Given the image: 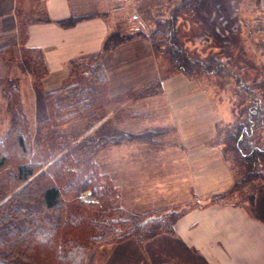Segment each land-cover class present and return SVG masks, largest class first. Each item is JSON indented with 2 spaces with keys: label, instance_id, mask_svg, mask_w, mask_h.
Returning <instances> with one entry per match:
<instances>
[{
  "label": "trees",
  "instance_id": "16d2710c",
  "mask_svg": "<svg viewBox=\"0 0 264 264\" xmlns=\"http://www.w3.org/2000/svg\"><path fill=\"white\" fill-rule=\"evenodd\" d=\"M28 1L24 7L22 0H17L18 50L28 65L32 88L42 90L48 73L46 62L42 52L26 46L25 40L28 24L43 21V5L39 0ZM113 37L114 33L106 38L99 52L72 59L61 83L44 90L47 116L40 122L35 146L18 80L0 77L11 117L9 130L0 139V264H84L86 252L100 244L130 236L142 243L162 232L172 234L182 215L176 211L165 213V207L141 213L121 205L120 187L112 176L101 171L96 155L100 148L122 142L126 136L133 138L132 134L117 128L102 130L103 125L94 135L77 141L57 130L76 113L92 114L107 99L103 58L114 46ZM154 37L158 42L160 38L165 40L166 56L175 67L181 59L204 71L226 73L220 57L211 56L208 63L192 58L180 46L173 23L156 27L153 42ZM13 49H0V56L12 60ZM236 82L248 102L228 129L218 127L220 153L234 176V184L217 194L219 200L217 195L212 199L221 202L224 196L248 192L245 200L249 205L255 197L254 183L264 180V98L245 87L240 78ZM141 86L133 87L137 92L128 97L156 93L160 81ZM8 140L11 145L6 146ZM83 192L93 200L82 199Z\"/></svg>",
  "mask_w": 264,
  "mask_h": 264
},
{
  "label": "crops",
  "instance_id": "0c3cea01",
  "mask_svg": "<svg viewBox=\"0 0 264 264\" xmlns=\"http://www.w3.org/2000/svg\"><path fill=\"white\" fill-rule=\"evenodd\" d=\"M39 1L43 5V21L28 24L25 45L42 52L48 69L43 86L48 90L61 83L72 59L101 50L111 32L113 5L110 0ZM16 5L17 0H0V49L15 50L14 61H5L9 64L22 60ZM154 55L152 52V62L133 84L144 85L160 78V90L125 100L120 111L121 127L125 131L159 128L164 131L162 146L147 148L131 143L104 148L99 154L100 167L114 176L121 189V204L129 210L146 213L192 203L176 220L174 236L152 244L151 251L158 257L168 255L157 258L161 262L264 264V221L242 205L206 201L233 185L227 162L219 148L211 145L216 125L223 119L220 109L181 75L158 76ZM109 57L108 54L103 58V65L111 81L110 70L115 64L108 63ZM10 77L20 80L18 75ZM109 160L116 162L115 173L106 167V163H112Z\"/></svg>",
  "mask_w": 264,
  "mask_h": 264
},
{
  "label": "rangeland",
  "instance_id": "374dc122",
  "mask_svg": "<svg viewBox=\"0 0 264 264\" xmlns=\"http://www.w3.org/2000/svg\"><path fill=\"white\" fill-rule=\"evenodd\" d=\"M22 2L26 7L27 0H22ZM110 2L113 5L110 8L114 20L110 22L109 35L114 33V46L104 57L109 54L108 63L115 65L110 70L111 81L107 75V99L103 100L102 106L96 107L97 109L92 114L84 116L82 113H76L60 123L57 130L72 138L76 137L77 141L94 135L95 131L103 125L106 126L101 128L102 130L117 128L134 136L133 138L126 136L127 139L122 142L100 148L96 155L99 166L101 162L99 154L107 147L125 146L131 143L144 144L147 148L154 144L162 146L160 138L164 135V131L159 128L139 127L134 123L132 126L139 127L140 130L125 131L121 127L123 121L120 113L121 105L131 97L130 95H135L137 92V89H133L135 87L133 83L140 79V72L152 62V52H154L158 65V76L181 75L192 81L197 90L204 91L210 101L220 109L223 119L218 126L216 125V135L211 143L220 148L222 142L218 141V127L226 126L224 129L226 130L228 125L237 121L238 112L243 111L248 102L246 94L238 87L236 78H240L245 83V87L249 90L253 89L257 95L264 98V0H116L115 3L110 0ZM166 23L169 26L173 23L180 46L192 58L208 63L211 56L220 57L225 63L226 73L204 71L198 65L190 66L181 59L177 63L181 69L175 67L169 56H166L165 40L160 38L161 41L158 42L155 37L154 42L152 40L156 27H161ZM13 53H15L14 49ZM18 60L20 62L18 64H9L5 61L14 60L0 56V62L2 61L0 76L6 78H14L10 77L11 75L20 76V80L16 79L23 110L29 122L32 144L35 146L39 139L40 122L47 116L44 102L45 91L32 88L28 65L23 59L18 58ZM155 80L160 81V78ZM142 84H137V86ZM10 121L7 101L0 87V139L9 130ZM6 144V146L11 145L9 140ZM115 158L117 155L114 156ZM109 162L112 161L109 160ZM113 162L111 165L106 163V167L115 173L117 166L116 162L114 165ZM100 169L114 178L111 173L102 170L101 167ZM254 185L256 186L255 197L248 203L249 205L245 200L248 192H243V194L241 192L236 197L224 196L221 203L228 202L234 205L238 203L244 209L247 205L248 210L246 211L264 221V180L255 182ZM80 196L86 201L93 200L87 192L81 193ZM212 198L206 201L216 202ZM218 198L217 195L216 199L219 200ZM191 204V202L187 203L184 207H165L168 208L165 213L167 211L183 212ZM173 236L174 230L172 234L162 232L142 243L138 242L136 237L130 236L119 242L100 244L86 252L84 264H167L157 258H168V255L162 254L158 257L155 252L151 251V248L153 243Z\"/></svg>",
  "mask_w": 264,
  "mask_h": 264
}]
</instances>
